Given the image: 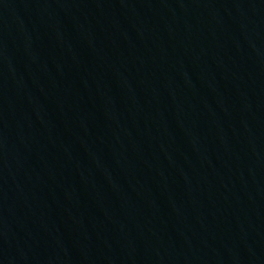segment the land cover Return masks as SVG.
Segmentation results:
<instances>
[{
    "label": "water",
    "instance_id": "1",
    "mask_svg": "<svg viewBox=\"0 0 264 264\" xmlns=\"http://www.w3.org/2000/svg\"><path fill=\"white\" fill-rule=\"evenodd\" d=\"M8 264H264V0H146Z\"/></svg>",
    "mask_w": 264,
    "mask_h": 264
}]
</instances>
